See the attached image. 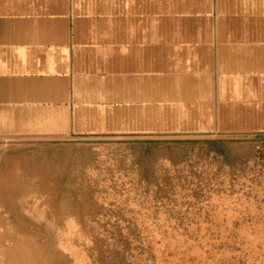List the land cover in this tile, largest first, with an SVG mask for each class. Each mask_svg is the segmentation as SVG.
Here are the masks:
<instances>
[{
	"label": "crops",
	"instance_id": "0c3cea01",
	"mask_svg": "<svg viewBox=\"0 0 264 264\" xmlns=\"http://www.w3.org/2000/svg\"><path fill=\"white\" fill-rule=\"evenodd\" d=\"M231 114L264 120V0H0V140L125 147Z\"/></svg>",
	"mask_w": 264,
	"mask_h": 264
},
{
	"label": "rangeland",
	"instance_id": "374dc122",
	"mask_svg": "<svg viewBox=\"0 0 264 264\" xmlns=\"http://www.w3.org/2000/svg\"><path fill=\"white\" fill-rule=\"evenodd\" d=\"M230 117L125 147L0 140V217L34 240L5 245L39 264H264V120Z\"/></svg>",
	"mask_w": 264,
	"mask_h": 264
},
{
	"label": "bare ground",
	"instance_id": "6f19581e",
	"mask_svg": "<svg viewBox=\"0 0 264 264\" xmlns=\"http://www.w3.org/2000/svg\"><path fill=\"white\" fill-rule=\"evenodd\" d=\"M0 228L2 229V232H0V264H39L38 260L34 259L29 253L26 246L17 245L18 243L13 247L5 245L8 241L7 235L9 233L23 235L25 239L34 241L31 236L16 227L13 222L9 223L2 217H0Z\"/></svg>",
	"mask_w": 264,
	"mask_h": 264
},
{
	"label": "trees",
	"instance_id": "16d2710c",
	"mask_svg": "<svg viewBox=\"0 0 264 264\" xmlns=\"http://www.w3.org/2000/svg\"><path fill=\"white\" fill-rule=\"evenodd\" d=\"M214 145H215V144H214ZM215 146H217V144H216Z\"/></svg>",
	"mask_w": 264,
	"mask_h": 264
}]
</instances>
